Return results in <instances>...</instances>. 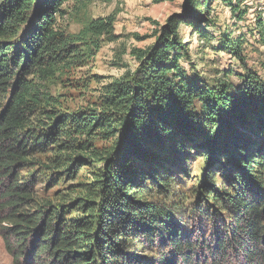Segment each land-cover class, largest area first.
I'll use <instances>...</instances> for the list:
<instances>
[{"label":"trees","instance_id":"obj_1","mask_svg":"<svg viewBox=\"0 0 264 264\" xmlns=\"http://www.w3.org/2000/svg\"><path fill=\"white\" fill-rule=\"evenodd\" d=\"M66 1L0 0V237L12 262L264 264V81L228 33L238 86L180 62L190 58L180 26L210 23L216 0H183L151 45L130 51L136 66L79 107L51 86L115 39V16L71 33L57 23ZM259 32L264 42L260 22ZM189 147L215 172L196 186L186 223L165 197Z\"/></svg>","mask_w":264,"mask_h":264},{"label":"rangeland","instance_id":"obj_2","mask_svg":"<svg viewBox=\"0 0 264 264\" xmlns=\"http://www.w3.org/2000/svg\"><path fill=\"white\" fill-rule=\"evenodd\" d=\"M232 1L234 8L228 6L224 0L213 1L209 16L211 22L203 24L201 29H193L186 24L180 26V36L188 43L190 50V58L182 57L181 65L190 76L199 75L207 80L225 72L230 73V79L238 86L243 75L241 63L221 44V35L228 33L231 40L240 43L244 64L255 70L264 81V42L259 32V22L264 28V0ZM183 2V0H90L81 7L74 0L66 1L61 7L65 14L57 19L58 26L75 33L85 19L113 14L115 39L103 42L85 64L72 67L61 81L57 80L51 86V91L62 94L61 100L69 107H79L96 100L105 84L136 66L130 51L133 48L151 45L158 34L159 26L166 18L172 13H182ZM239 14L241 18H238ZM188 149L186 155L188 171L170 186L168 196L165 198L171 206L179 208L182 221L191 223V218L195 216L188 213L187 217L185 214L190 202L197 200L196 186L203 180L204 174L207 178L215 171L209 169L203 172V168L209 164V159L204 157V153L195 151L193 147ZM79 172L86 174L84 170ZM215 177L218 178L217 175ZM217 184H221V181ZM206 195L207 191L204 190L198 199L201 200ZM222 206L219 204L216 206L223 210V212L219 210L218 215H224L225 210ZM207 216L212 217L211 213L204 215L207 220ZM212 222L211 218L209 223L212 225ZM199 226L200 224L197 225V233ZM206 228L209 226H204L202 231L208 233ZM191 237H195V234L191 233ZM0 264H15L6 252L1 237ZM223 264L229 262L224 261Z\"/></svg>","mask_w":264,"mask_h":264}]
</instances>
